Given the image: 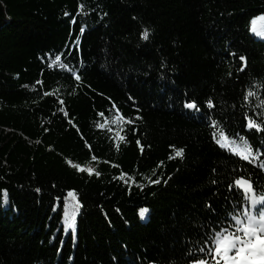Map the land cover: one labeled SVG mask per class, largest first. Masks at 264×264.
I'll list each match as a JSON object with an SVG mask.
<instances>
[{
    "label": "trees",
    "instance_id": "16d2710c",
    "mask_svg": "<svg viewBox=\"0 0 264 264\" xmlns=\"http://www.w3.org/2000/svg\"><path fill=\"white\" fill-rule=\"evenodd\" d=\"M260 15L264 0H0V264H185L241 200L230 178L264 190V155L219 148L209 119L264 148L242 119L264 113Z\"/></svg>",
    "mask_w": 264,
    "mask_h": 264
},
{
    "label": "snow or ice",
    "instance_id": "6c2138e0",
    "mask_svg": "<svg viewBox=\"0 0 264 264\" xmlns=\"http://www.w3.org/2000/svg\"><path fill=\"white\" fill-rule=\"evenodd\" d=\"M83 9L84 5L80 4L78 10L81 14H85ZM65 15L68 13L66 12ZM258 21L262 22L259 26H257ZM251 25L252 32L264 37V15L254 17L251 20ZM148 35L147 29L141 33L142 38H147ZM240 59L244 60V57ZM55 60L60 61L61 57L56 56ZM76 79L79 80L80 77L76 76ZM257 86L264 87V83L257 82ZM257 95L256 91L250 89L243 99L247 101ZM206 103L209 108L214 107L211 100ZM184 107L192 111H200V105L195 98L188 99L186 97ZM257 107L264 108V96H261ZM123 119L129 124L132 123L129 118L124 117ZM209 119L212 126L216 128L212 138L219 148L249 163H255L260 158L258 153L264 155V148L256 147L248 136L228 133L226 127L219 126L217 120L211 117ZM242 119L245 121L244 127L249 131L254 129L256 132L264 133V113L257 117L251 113H245ZM182 153L183 149H175V156H181ZM77 167L79 168V166ZM259 167L264 169V163H261ZM87 171L90 175L93 173L91 168ZM95 174L100 175L99 172ZM144 178L148 179L150 183H160L159 179ZM133 183H135L134 178ZM228 190L230 193L232 191L240 193L241 200L234 202L233 210L226 211L223 217L205 230L203 239L198 240L189 249L185 264H264V190L258 192L253 181L244 176L230 178ZM4 198L6 201V192ZM80 208L81 204L75 191L68 190L67 195L63 198V226L65 231L75 230L76 217ZM146 212H148L147 208H141L139 215L143 218Z\"/></svg>",
    "mask_w": 264,
    "mask_h": 264
}]
</instances>
